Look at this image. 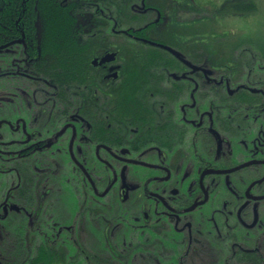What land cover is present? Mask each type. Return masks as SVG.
Here are the masks:
<instances>
[{
    "label": "flooded vegetation",
    "instance_id": "af4514ba",
    "mask_svg": "<svg viewBox=\"0 0 264 264\" xmlns=\"http://www.w3.org/2000/svg\"><path fill=\"white\" fill-rule=\"evenodd\" d=\"M46 1L0 0L1 263L264 264V40L182 20L197 0H51L80 21L56 66Z\"/></svg>",
    "mask_w": 264,
    "mask_h": 264
},
{
    "label": "trees",
    "instance_id": "16d2710c",
    "mask_svg": "<svg viewBox=\"0 0 264 264\" xmlns=\"http://www.w3.org/2000/svg\"><path fill=\"white\" fill-rule=\"evenodd\" d=\"M89 2V5L91 3H100L101 4V8L105 11V14H98L97 11L95 10V7L92 6L93 8V15H87V19H83V23H105V24H108V23H112L114 21L115 18H120V21H118L119 24H124L127 19L130 21V20H133L135 23L137 21H139L141 19V17L139 15H134L133 12L130 10V6L131 4H133L134 0H105V5L103 6V4L99 1H88ZM54 1H46V7H44V12L43 14L41 15V18H42V23L43 24H47L48 26H54L53 28L49 27V32L48 34L41 38L43 41H46V45H42L41 48L44 49L43 52L41 53V56L46 58L48 57L49 58V61L51 60V57L52 56H56L57 59H56V66H58V63L61 64L60 61V57H63L64 54H60V53H56V51L59 49V48H62L61 46L62 43H57V41H65L68 39L67 36H65V25L67 24H70V23H74V22H80L79 21V18L74 16V15H70V14H67V13H64V12H61V8L59 7H55L54 9H52V7H54ZM1 7V6H0ZM9 9V6L5 7V9H1L0 10V14H2L3 11L5 10H8ZM112 10H120L121 13H116V14H113V11ZM257 11V6L254 4V2H251V1H244V2H236L235 5H229L228 7H226V14L227 15H234V16H241V17H245V16H249L250 14H252L253 12H256ZM55 12V13H54ZM205 14V13H204ZM220 16V14H218ZM206 16V15H204ZM215 16V13L213 14V16L211 17H214ZM209 16H206V19H208ZM205 19V20H206ZM200 23H201V19H200ZM216 24V23H215ZM205 26H207V30H209V28L213 25L212 23L211 24H204ZM200 30H204V29H200ZM108 30H105V29H102L99 31L100 34H103V39H106V35L105 33L107 32ZM245 33H247L246 35H241L243 38L245 39H248V40H264V39H260V38H257L255 36H249L248 35V31L247 29L243 30ZM203 32H206V31H203ZM192 33V32H190ZM258 34H263V33H260V32H257ZM231 34V33H230ZM234 35V34H232ZM225 36L226 38L225 39H237L236 37L234 36H231L229 35L227 37V33H225ZM238 37V39H242ZM90 39H97V36L95 37H90ZM50 42V44L48 43ZM65 47V46H64ZM55 50V51H54ZM65 55H66V58L69 56V55H73V51L71 53H66L65 52ZM88 55H91V52L88 53ZM69 64H71L72 66L75 65L74 62H70ZM105 243V241H104ZM128 243V242H127ZM127 243L125 245V247H128L127 246ZM25 247V251H27L29 248L24 246ZM80 251H78L76 249V252L74 250V253L72 254V257H73V260H72V264H80V263H83L84 261V257L80 256V258L78 260H75L74 258L77 257V253H79ZM4 255L5 257H9L8 255L2 253L0 251V258L2 255ZM19 256H16L15 257V261L12 262L11 260H8L6 263L4 264H18L17 262V259L19 260ZM96 258V257H95ZM11 259V257H10ZM35 259V261H34ZM106 260V259H105ZM251 262H254L253 259L250 260ZM30 262L32 264H52L53 260L51 259V255H49L45 250H44V245H42L41 247V250H40V254L38 255V257L36 258H33L31 257L30 258ZM0 264L1 261H0Z\"/></svg>",
    "mask_w": 264,
    "mask_h": 264
},
{
    "label": "rangeland",
    "instance_id": "374dc122",
    "mask_svg": "<svg viewBox=\"0 0 264 264\" xmlns=\"http://www.w3.org/2000/svg\"><path fill=\"white\" fill-rule=\"evenodd\" d=\"M221 1L222 0H197L196 5L200 7V11L199 12H193V11L185 10V11H182L180 13L179 17L182 20H187V19L199 17L201 19V23H199V27H198L199 29L207 30L208 27L205 26L204 24H211V23L212 24L216 23V25L228 24V25L233 26V30H235L233 32V34H234V36L236 35V37L241 38L242 37L241 35H243V34L246 35L247 33H245L243 30L247 29L249 36H255L257 38L264 39V33L262 35L258 34L257 32H259V31H257V27L246 25L245 17L234 16V15H228V16L220 15L219 16L218 12H217V9L223 3ZM248 1L254 2V4L257 6V11L253 12L249 16H251L253 14L258 16L260 14L262 8H264V0H248ZM112 11H113V14H116V12L114 10H112ZM214 13H215V16L211 17V16H213ZM204 15L209 16L208 19H206V16H204ZM216 28L218 29L219 27L216 26ZM260 33H262V32H260ZM87 241H88V239L81 240V243L82 242L85 243ZM13 242H14V237H12L9 241H7L5 243H8V248H11L13 246ZM88 250L93 251V248L89 247ZM93 253H96V251L93 252ZM79 258H80V256H77L74 259L78 260ZM90 258H91V260H87V264H100V263L96 262V258L95 257L91 256ZM104 259H106V260L109 259L107 253L105 254V258ZM85 261H86V259H85V256H84V261L83 262H85ZM113 264H120V263L116 262V263H113Z\"/></svg>",
    "mask_w": 264,
    "mask_h": 264
},
{
    "label": "snow or ice",
    "instance_id": "6c2138e0",
    "mask_svg": "<svg viewBox=\"0 0 264 264\" xmlns=\"http://www.w3.org/2000/svg\"><path fill=\"white\" fill-rule=\"evenodd\" d=\"M233 2V0H227L225 7H227V3ZM245 23L248 26L258 27L262 33H264V8H262L260 14L257 16L255 14L251 16H245Z\"/></svg>",
    "mask_w": 264,
    "mask_h": 264
},
{
    "label": "clouds",
    "instance_id": "9594fccd",
    "mask_svg": "<svg viewBox=\"0 0 264 264\" xmlns=\"http://www.w3.org/2000/svg\"><path fill=\"white\" fill-rule=\"evenodd\" d=\"M257 31L261 32V30L257 27Z\"/></svg>",
    "mask_w": 264,
    "mask_h": 264
}]
</instances>
